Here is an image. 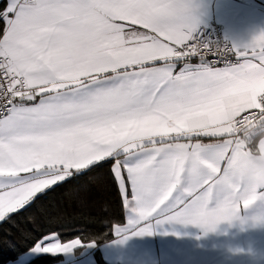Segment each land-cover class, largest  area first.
<instances>
[{
    "label": "snow or ice",
    "instance_id": "6c2138e0",
    "mask_svg": "<svg viewBox=\"0 0 264 264\" xmlns=\"http://www.w3.org/2000/svg\"><path fill=\"white\" fill-rule=\"evenodd\" d=\"M203 7L0 0V222L24 210L32 251L94 246L51 230L64 201L114 192L121 244L165 222L206 234L264 201V30L205 37Z\"/></svg>",
    "mask_w": 264,
    "mask_h": 264
},
{
    "label": "crops",
    "instance_id": "0c3cea01",
    "mask_svg": "<svg viewBox=\"0 0 264 264\" xmlns=\"http://www.w3.org/2000/svg\"><path fill=\"white\" fill-rule=\"evenodd\" d=\"M203 5L202 26L217 23L231 41L243 43L264 30V0H203ZM240 216L222 221L206 234L194 225L165 222L152 235H129L122 244L113 237L98 246L85 244L79 255L74 254L75 248L58 254L62 260L54 264H98L96 249L107 264H264V222L252 219L264 216V201ZM31 249L6 264H24L45 254Z\"/></svg>",
    "mask_w": 264,
    "mask_h": 264
},
{
    "label": "trees",
    "instance_id": "16d2710c",
    "mask_svg": "<svg viewBox=\"0 0 264 264\" xmlns=\"http://www.w3.org/2000/svg\"><path fill=\"white\" fill-rule=\"evenodd\" d=\"M43 199L48 202L50 198ZM25 215L21 210L20 216L14 217L13 221L0 222V264L17 259L30 250L33 241L39 238V230L22 232L17 227L23 223ZM57 215L58 222L51 226V230L58 231L60 239L67 241L83 236L86 240L94 239L97 246L112 239L114 236L107 235L110 226L124 219L114 192L109 196L93 197L85 204L78 201L59 203ZM84 246L76 247L74 254L79 255ZM94 256L98 264H107L98 249L94 251ZM61 260V255L39 254L24 264H54Z\"/></svg>",
    "mask_w": 264,
    "mask_h": 264
},
{
    "label": "built area",
    "instance_id": "2783aa9c",
    "mask_svg": "<svg viewBox=\"0 0 264 264\" xmlns=\"http://www.w3.org/2000/svg\"><path fill=\"white\" fill-rule=\"evenodd\" d=\"M201 27L205 37H210L213 40H222L225 37L221 27L215 22ZM208 59H212V57L210 56Z\"/></svg>",
    "mask_w": 264,
    "mask_h": 264
},
{
    "label": "clouds",
    "instance_id": "9594fccd",
    "mask_svg": "<svg viewBox=\"0 0 264 264\" xmlns=\"http://www.w3.org/2000/svg\"><path fill=\"white\" fill-rule=\"evenodd\" d=\"M255 155L257 156V163L259 164V165H262V166H264V154H261L260 152H259V146H257V150H256V153H255Z\"/></svg>",
    "mask_w": 264,
    "mask_h": 264
}]
</instances>
